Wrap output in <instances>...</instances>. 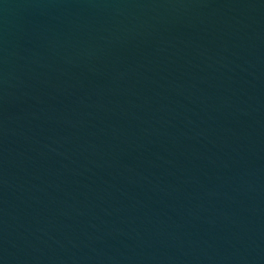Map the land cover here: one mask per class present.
<instances>
[{
  "label": "water",
  "instance_id": "1",
  "mask_svg": "<svg viewBox=\"0 0 264 264\" xmlns=\"http://www.w3.org/2000/svg\"><path fill=\"white\" fill-rule=\"evenodd\" d=\"M0 264H264V0H0Z\"/></svg>",
  "mask_w": 264,
  "mask_h": 264
}]
</instances>
